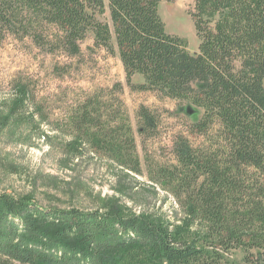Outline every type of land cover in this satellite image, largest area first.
<instances>
[{
  "label": "trees",
  "instance_id": "1",
  "mask_svg": "<svg viewBox=\"0 0 264 264\" xmlns=\"http://www.w3.org/2000/svg\"><path fill=\"white\" fill-rule=\"evenodd\" d=\"M164 1L0 0V43L29 38L51 54L77 56L93 33L95 47L119 55L128 86L141 76V91L175 101L185 117L202 111L175 136L176 165L157 173L184 196L182 226L115 206L61 209L4 192L0 264H224L234 250L244 251V264H264V0H195L196 54L167 33ZM107 13L111 24L101 20ZM123 92L116 84L79 102L71 118L79 136L69 148L78 155L86 139L97 155L139 174ZM30 97L27 85L17 88L0 112L2 127L34 120L22 113ZM138 118L144 138L159 135V112L141 106Z\"/></svg>",
  "mask_w": 264,
  "mask_h": 264
},
{
  "label": "rangeland",
  "instance_id": "2",
  "mask_svg": "<svg viewBox=\"0 0 264 264\" xmlns=\"http://www.w3.org/2000/svg\"><path fill=\"white\" fill-rule=\"evenodd\" d=\"M194 9L195 0L164 1L159 7L167 33L186 40L191 54L198 53L200 44L190 14ZM101 20L111 24L110 14ZM143 83V77L137 75L133 87L128 86L119 55L95 47L93 33L81 43L77 56L51 54L29 38L7 36L0 43V112L7 113L17 88L27 85L31 97L22 113H34V120L17 125L11 119L5 127L0 120V193L29 195L40 205L61 209L115 206L125 213L146 214L170 223L173 228L182 226L187 216L184 196L177 197L171 185L159 183L157 173L176 165L175 136L201 119L202 111L185 117L175 101L141 91ZM116 84L124 89L122 99L136 141L139 174L127 171L114 155H97L86 139L77 144L81 147L78 155L69 148L79 136L71 121L79 102ZM141 106L161 114L158 136L140 134ZM195 229L190 228L191 232ZM244 256L243 250H234L226 255L224 264H244Z\"/></svg>",
  "mask_w": 264,
  "mask_h": 264
}]
</instances>
